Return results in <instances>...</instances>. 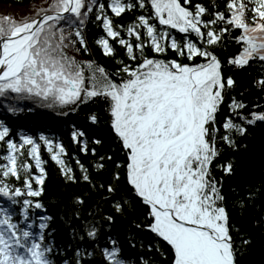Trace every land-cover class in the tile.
I'll list each match as a JSON object with an SVG mask.
<instances>
[{
  "label": "snow or ice",
  "instance_id": "1",
  "mask_svg": "<svg viewBox=\"0 0 264 264\" xmlns=\"http://www.w3.org/2000/svg\"><path fill=\"white\" fill-rule=\"evenodd\" d=\"M133 9L138 14L127 25L114 23L113 16ZM93 17L105 34L95 40L102 52L115 55L112 38L127 57L128 62L117 58L120 66L114 73L92 61L82 65L65 51H88L84 29ZM234 31L238 34L233 35ZM225 41L240 45L236 55L227 57L228 64L244 66L250 59L264 62V0H223L222 4L218 0L208 4L200 0H51L46 8L21 20L0 17V97L35 99L71 111L75 105L103 97L111 129L126 155L127 183L146 206L149 222L143 227L169 246L170 264H237L221 182L210 170L219 154L216 113L225 89L234 84L231 76L223 75L215 51ZM258 83L264 85V77ZM243 107L233 100L229 109L241 123L226 117L222 125L227 131L220 139L233 148L237 147L233 130L243 135L245 124L264 121V111L248 116L235 111ZM7 111L20 109L9 106ZM90 119L95 122L97 118L91 115ZM9 132L0 122V143L6 148L0 153L4 161L0 163V195L20 205L19 215L26 226L0 207V264H55L51 242L43 234L48 218H40V232L34 233L27 210L43 207L39 200L30 199L40 196L45 179L39 142L61 171L70 173L61 159L66 150L43 133L37 140L21 132L14 140ZM83 136L79 130L71 133L82 152L87 151L85 141L79 139ZM25 146L38 174L29 170L22 151ZM218 166L224 173L233 172L230 161ZM80 168L82 179L90 181L84 166ZM119 175L117 171L113 178L118 180ZM21 176L22 183L9 182L10 178L20 181ZM107 190L115 191L113 184ZM256 195L250 188L239 204ZM124 203H116L115 209L123 211ZM85 233L94 239L97 227L88 224ZM110 243L101 252L106 264H129L119 255L118 242ZM131 246H136L135 240ZM72 253L62 264H86L85 257L94 255L79 246Z\"/></svg>",
  "mask_w": 264,
  "mask_h": 264
},
{
  "label": "trees",
  "instance_id": "2",
  "mask_svg": "<svg viewBox=\"0 0 264 264\" xmlns=\"http://www.w3.org/2000/svg\"><path fill=\"white\" fill-rule=\"evenodd\" d=\"M104 2L107 3V0ZM200 2L208 4L209 0ZM218 2L222 4L223 0ZM49 3L51 0H0V6L4 8L24 9L26 13L21 15V19L34 15ZM136 14L137 10L133 9L112 18L114 23L127 25ZM84 33L88 51L68 48L65 49L68 56L74 57L82 65L86 61H92L94 66H102L110 74L120 66L117 58L128 62L122 47L115 44L112 38H109V42L116 49L115 55H105L95 43L96 39L105 34L99 22H94V17L86 23ZM236 34L238 32L234 31L233 35ZM225 45L215 51L222 62L223 75L231 76L234 84L225 89L224 99L216 113V146L219 154L211 163L210 170L221 182L230 234L236 246L237 264H264V121L256 120L253 124H245L246 132L243 135L233 130L231 135L237 145L235 148L220 139L227 131L222 126L226 117L241 123L240 118L229 109L233 100L244 105L235 111L245 116L252 111H264V85L258 83L260 78L264 77V62L250 59L244 66L230 65L227 63V57L236 55L240 51V45L235 41H225ZM76 48H79L78 43ZM168 55H173L171 50ZM88 74L85 68V76ZM0 102L4 104L0 112V122L9 127L11 138L18 140L19 133L24 132L38 140L39 135L43 133L54 143H61L66 150L61 154V159L64 160L66 168L71 169L70 173L62 172L61 166L51 159V154L43 142H39L45 179L40 185L43 189L40 196L30 199L39 200L43 207L27 210L32 223L30 231L34 233L40 232L41 220H37V217L43 214L42 217L48 218L44 221L46 228L43 234L45 241L51 242V258L55 264H62L66 256L71 258L72 250L77 246L82 250L94 252L91 258L85 257L86 264H106L101 252L105 246L111 247V240L118 242L121 249L119 255L129 264L133 261L135 264H170L169 246L143 227L149 222L146 206L127 183L126 155L111 129L108 104L103 97H94L86 103L75 105V111H71L69 107L50 106L48 103L29 98L13 100L0 97ZM29 103L35 104L33 111L24 109L25 104ZM9 106H15L20 111L8 112ZM91 115L96 116L95 122L90 119ZM76 130L84 133L79 139L85 141L87 151L82 152V145L72 140L71 133ZM94 138L99 142H95ZM27 147L22 149L24 159L30 165L29 170L36 173L34 161L27 157ZM92 149H95L94 153ZM5 151V146L0 143V153ZM229 161L233 165L232 174L224 173L222 167L218 166ZM0 163L4 161L0 159ZM80 165L86 169L90 181L82 179L84 173ZM117 171L120 175L119 179L115 180L113 174ZM69 175L75 179H69ZM9 182L18 185L22 183V176L20 181L10 178ZM110 183L115 188L113 192L107 190ZM250 188L257 192L256 197L252 201L246 200L243 206L240 205L239 201L246 199ZM77 197L81 200H77ZM122 201H126L124 210L118 212L115 204ZM0 207L7 208L13 213L14 220L21 226H26L19 215V204L14 205L0 195ZM109 215L114 218L112 221L106 219ZM88 224L97 227L94 239L87 237L85 233V226ZM132 240L136 242L135 247L131 246ZM244 240L248 243H242ZM149 244L152 245L151 250L148 249Z\"/></svg>",
  "mask_w": 264,
  "mask_h": 264
},
{
  "label": "rangeland",
  "instance_id": "3",
  "mask_svg": "<svg viewBox=\"0 0 264 264\" xmlns=\"http://www.w3.org/2000/svg\"><path fill=\"white\" fill-rule=\"evenodd\" d=\"M26 11L24 9H13V8H4L2 6H0V17H3L4 15H7L11 18L14 19H18L21 20V15L25 14ZM6 106V105H5ZM35 104L29 103V104H25V110L26 111H33L35 109ZM2 107H4V104L2 102H0V112H2ZM43 216L39 215V217H37V220H41L40 218Z\"/></svg>",
  "mask_w": 264,
  "mask_h": 264
}]
</instances>
